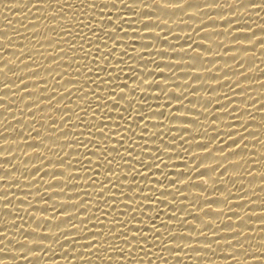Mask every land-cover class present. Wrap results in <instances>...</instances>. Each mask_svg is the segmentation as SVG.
<instances>
[{
    "label": "bare ground",
    "instance_id": "1",
    "mask_svg": "<svg viewBox=\"0 0 264 264\" xmlns=\"http://www.w3.org/2000/svg\"><path fill=\"white\" fill-rule=\"evenodd\" d=\"M127 3L133 6L128 8L120 0H42L40 4L37 0H0V68L4 69L0 72V232L6 233L0 235V264H141V257L142 264H264V0ZM180 3L181 8L164 7ZM79 20L88 26L82 28ZM92 28H97L101 37V55L116 48L107 59L95 64V47L91 55H84L88 43L83 37L98 40ZM106 33L116 40L108 39ZM105 40L108 48L104 47ZM125 51L128 55L121 56ZM117 60L122 62L118 64ZM125 83L128 87L121 93ZM82 86L92 102L87 115L80 111L88 104L80 97L78 89ZM110 90L117 97L125 96L118 107L112 106ZM104 100L109 101L107 106L97 107ZM74 113L83 117V125ZM185 117L190 122L186 123ZM102 121L109 125L104 131L111 140H101L97 129ZM154 124L159 126L154 128ZM145 125L148 130L141 141ZM77 133H83L80 140L85 143L91 133L92 143L77 142ZM121 139L124 147L117 143ZM145 143L147 148L141 152ZM96 145L101 149L115 147L128 162L111 152L109 158L116 161L111 165L115 174L108 172L109 165L103 159L98 161L101 151ZM127 147L134 149H129L131 155L125 151ZM86 152L95 153L90 155L92 166L81 167L77 161ZM153 155L163 162L159 168L148 170V179L143 178L145 168L138 161L150 164ZM98 162L96 175L92 168ZM106 178L111 183L105 185L101 198L100 182ZM170 180L177 184L172 185ZM160 181L163 184H158ZM136 185L144 188L143 194ZM165 190L175 201L171 195L159 196ZM142 195L172 203L141 200ZM125 196L130 198L126 200ZM141 203L142 212L137 211ZM149 206L160 209L157 227L162 222L170 227L161 229L157 234L161 238L171 230L185 234L192 231L195 237L197 229L207 231L208 236L195 240L169 237L182 245L183 241L200 244L193 243L192 249H162L159 256L134 248L131 259L117 257L121 253H115L114 248L108 254L103 249H86L100 242L101 233L109 236L120 212L126 213L120 218L128 221V228L150 227L147 217L156 216V212ZM173 207L176 216L187 219L186 224L169 219ZM105 212L110 215L105 216ZM66 214L74 217L64 219ZM192 214L199 220L192 219ZM132 215L137 220H131ZM46 216L57 219L45 221ZM13 220L15 224L11 225ZM207 223L212 226L204 228ZM73 224L77 227H70ZM236 224L249 236L232 245L214 243L231 239L226 228ZM35 227L40 228L38 232L48 228L52 232L66 231L54 237L38 236L30 232ZM213 232L220 236L212 237ZM26 238L43 239L45 246H52L19 243ZM91 239L97 241L87 244ZM108 241L123 246L122 241L110 236ZM204 243H213L215 251L203 248ZM241 243L247 251H233ZM170 246L175 245L170 242ZM158 250L153 248L152 252ZM231 252L239 257L231 259ZM105 255H112V259H103Z\"/></svg>",
    "mask_w": 264,
    "mask_h": 264
},
{
    "label": "snow or ice",
    "instance_id": "2",
    "mask_svg": "<svg viewBox=\"0 0 264 264\" xmlns=\"http://www.w3.org/2000/svg\"><path fill=\"white\" fill-rule=\"evenodd\" d=\"M81 2L83 3V0H81ZM155 2L159 3V0H155ZM37 3L38 4L42 3V0H37ZM57 3H60V0H57ZM120 3L125 4L128 8H131L133 6V4H128L127 3V0H120ZM113 5H115L114 2H113ZM253 5L255 6V3H253ZM92 6L95 7V5H92ZM69 7H71V5H69ZM164 7H168V8H181V7H183V3H180V4H167V5H164ZM52 15H55V13H52ZM78 23H80V25H81L82 28L88 26V25L84 24L83 20H79ZM63 30L64 31H68L67 29H63ZM117 30H119V29H117ZM91 32H92L93 35L98 36V40L97 41H92V40H90L87 37V35H85L83 37V39L87 40V43H88V52L84 53V55L85 56L91 55V50H92L93 47H95L96 53L98 54V55L94 56L93 59H92V63L95 64L96 61L99 60V59H107V57L111 53H114L116 51V48L115 47H112L107 52H104L101 55L100 54V47H99V43H98V41H99V39H101V37H99V35H98V29L97 28H92L91 29ZM106 34L108 36V39H112L114 41L116 40V37L113 36V35H111V33H106ZM77 35H79V33H77ZM73 45H74V43H73ZM104 47L105 48H108V45H107V41L106 40L104 42ZM209 48H211V46H209ZM22 49L23 48H21V50ZM83 50H84V44H81L80 45V51L83 52ZM21 53H23V51H21ZM120 55L121 56H127L128 55V52L125 51V52L121 53ZM121 62H122V60H117V63L118 64L121 63ZM11 63H15V62L13 61ZM157 67L159 68L161 66H157ZM2 71H4V69L3 68H0V72H2ZM34 71H36V70L33 69L32 72H34ZM91 71H92V69H89V73H91ZM14 75H16V74H14ZM97 78H99V77H97ZM116 79L118 80L119 77L117 76ZM146 79L147 78L145 77V80ZM144 82L145 81H141L140 83L142 84ZM21 83L24 84V80H22ZM153 83H155V82H153ZM9 86H11V85L5 84V87H9ZM137 86H139V85H137ZM152 86H153V84H149V87H152ZM155 86H160V85L159 84H155ZM16 87H19V85L17 84ZM98 87H99V85H98ZM127 87H128V85L126 83L123 84L121 86V93L123 92V89L124 88H127ZM156 88H159V87H156ZM26 89L27 88H25L23 90H26ZM78 91L80 93V97H82L84 100L88 101L87 107L80 109V111L84 112V114L87 115L89 109L92 108L91 99H90V97H89L88 94L85 95L86 93L84 92L83 86L80 89H78ZM161 91L162 92H165L166 90L165 89H161ZM60 95H61V97H63V93H61ZM91 95L92 96H95L96 93L93 92ZM133 95H135V91L134 90H133ZM175 96L176 95L173 94V98ZM109 98L113 102L112 106L113 107H118L119 106V101L120 100H124L125 99V96L123 94H120L117 97L116 92L110 90V92H109ZM0 99H3V97H0ZM97 99L100 100V99H103V98L102 97H98ZM156 99L159 100V97H156ZM49 100H51V99H49ZM108 102H109L108 100H104V103L103 104H99L98 103L97 104V107H101V108L102 107H106L107 104H108ZM131 106H132V104L129 103L128 104V107L131 108ZM157 107H158V105H157ZM140 110L143 111L142 108ZM177 111H179V109H177ZM74 114L77 116V119L80 121V125H83L84 124L83 117H81L79 115V113H74ZM153 114L155 115L156 113H153ZM159 115L160 116H163L164 113L163 112H160ZM94 119H95V114L93 116V120ZM121 119H124V117L121 116ZM139 119L140 120H143L144 117L143 116H139ZM172 119H177V117L173 116ZM184 120H185L186 123L190 122V121H187V118L186 117L184 118ZM65 123H67V121H65ZM80 125H74V126H80ZM90 126L91 125H89V127ZM158 126L159 125H155V124L152 125V127H154V128L155 127H158ZM108 127H109V125L107 124V122L102 121L99 124V127L97 129L100 132L101 140H103V141H108V140H111L112 139V137L110 135H108V133H106L104 131V129H106ZM117 128H119V125H117ZM125 130L131 131L130 128H126ZM147 130H148V126L145 125V127L142 129L141 135L139 136V139L141 141L144 140L143 133L144 132H147ZM170 131H172V129H170ZM185 131H186V129H185ZM65 135H67V134H65ZM81 135H83V133H77L76 134V140H77V142H80L82 145L83 144H87V143H92V140H91V135L92 134L91 133H89V137L90 138L87 141V143H85V141H81L80 140V136ZM133 135L135 136V132H133ZM153 138L154 139L157 138L155 134H153ZM117 143H119L121 145V147H124V141H123V139L118 140ZM95 147L101 151V157L98 158V161H99V159H103L105 161V163L107 165H109V167L107 168V171L110 172V173L115 174L114 173V170H113V167H111V165H113L114 163H116V161L114 159H112V158H109V153L116 152V154L118 156H120V159L121 160H123L125 163L128 162L127 159L123 155H121L120 152H119V150L116 149L115 147L103 148V149H101V146L100 145H96ZM146 148H147V144L145 143L144 146H143V148L141 149V152H143ZM129 149H132V151L134 149L131 148V147L125 148V151L128 152L129 155H131L132 151H129ZM153 151L156 152V153H159V149H154ZM221 152H223V151H221ZM94 154H95L94 152H86V153H84V157L81 160L77 161V163H79L81 165V167L92 166V161L90 159V155H94ZM140 155H141V153L138 152L137 153V157H139ZM85 158H87V164L84 163V159ZM133 159H136V157H133ZM150 159L152 160V163L147 164V165L144 164L143 160H139L138 161L141 164V166L143 168H145V172L142 174L143 175V178L144 177H147V179H148V170H150L153 167L159 168V164L163 162L162 160H160V158H159L158 155H153V156L150 157ZM157 161H159V162H157ZM166 166L167 165L165 164V167ZM99 167H100V164L98 162L95 165V167L92 168L93 171H96V175H99V172L97 171L99 169ZM197 168H199V165L197 166ZM225 171H227V169H225ZM137 174L140 175V173H137ZM59 175H63V173H61ZM199 176H204V175H199ZM87 179H91V182L93 184L97 183V181L94 178H92V177H87ZM124 179H127V176H125ZM165 179L166 180L168 179V176L167 175H165ZM105 181H107V183H105ZM105 181L100 182V189H101V191L99 192V195H100L101 198L104 197L103 189H104L105 185L108 184V183H111V181L108 180L107 178L105 179ZM132 181L135 182V176L132 177ZM170 182L174 186L177 184V181L176 180H170ZM158 184H163V181H160V183H158ZM193 185H195V184H193ZM136 187L139 188L138 185H136ZM153 189H155V188H153ZM132 190H133V188L130 185L128 191L131 192ZM156 191H157V189H155V192ZM139 192L141 194H143L144 193V188H139ZM155 192H153V193H155ZM180 192H183V191H180ZM86 195H87V193H86ZM169 195L172 196V201H175L176 198H173L172 193L169 192V191H167V190L160 192V195L159 196L167 197ZM229 195H231V193H229ZM150 197H153V198H150ZM129 198L130 197L125 196V199L126 200L129 199ZM183 198L184 199H187V196H184ZM4 199H8V197L7 196H4ZM153 199L157 200L159 203L164 202V203H168L169 205H171V203H172V201L160 200L159 197H157V196H147V195H142L141 196V200H153ZM225 199L227 201V198H225ZM70 200H73L74 201L75 198L74 199H70ZM205 202L206 203H211V201H209L207 199H206ZM106 203H107V201H106ZM135 203H136V200H135V198H133V204H135ZM73 205H78V202L77 203H74ZM125 208H128V205L127 204H125ZM149 209L156 212V216H154V217H151V216L150 217H147V219L150 221V227H131V228H128L127 227L128 226V221L127 220H123V219L120 218V217H123L124 215H126V213H124V212H120L119 216H117L119 218L114 220L113 227L115 228V231L112 230L113 227L110 228L109 229V236L113 240L122 241L123 242V246H121L120 244L113 245V243H111V242L108 241L109 236H105L103 233H101L100 234L101 235L100 242L93 245V241H97V240L91 239L87 244L93 245V246L92 247H88L86 249H92L93 247L96 248L97 250L103 249L104 250L103 253L108 254L109 249H113L114 248L116 250L115 253H121V255H117V257H123L125 259H131V258H134V257H132L130 255V253L132 252V250L134 248L138 249L139 250L138 252L143 251L146 254H152V255L159 256V255H161L162 249H169V248H172V249L183 248V249H185V246H187L188 248L192 249V248H195V247H192L193 243L200 244V243H197V242L183 241V240H181V241L184 242L183 245H182L181 243H177V242H175L173 240H169V237H176V236H180V237H184V236L193 237L191 235L192 231H189L187 234H185L183 232L176 233L173 230H171V231H167V235H164L163 238H161L160 235H157L158 233H161V229H166L167 230L166 226L168 228H170V227L166 224V222H162L160 224V226L157 227L156 221H157V219H159V216L161 215L160 209L159 208L151 209L150 206H149ZM54 210L55 209L53 208V211ZM97 211H99V208H97ZM113 211H115L114 208H113ZM129 211H131V209ZM137 211H141V212L143 211V205H142V203L138 206ZM184 211H187V209L185 208ZM229 211H231V210H229ZM61 213L62 214L63 213H66V210L63 211V212H61ZM172 213H173V215H170L169 216V219L170 220L171 219H178L180 222L182 221L184 224L187 223V219L185 217H178V216L175 215V213H176V208L175 207L172 208ZM189 213L190 212H188V215H189ZM104 215L105 216H109L110 214H109V212H105ZM69 217H74V215H72V214H66L64 219H67ZM55 219H57V217H53V216L52 217H47L46 216V217L43 218V220H45V221H53V222H54ZM130 219L135 221V220H137V217L135 215H132L130 217ZM192 219L199 220V216L192 214ZM240 220L243 221V218L241 217ZM124 222H126V224ZM137 222L139 224H143V220H139ZM12 224H15V220L12 221L11 225ZM93 225H96V224H93ZM100 225H101V227H103V220H100ZM117 225H120V226L117 228L116 227ZM206 226H212V224L211 223H207V224L204 225V228ZM70 227L76 228L77 225L73 224V225H70ZM19 228H24V226L23 225H20ZM93 228H95V227H93ZM126 228H127V230H125ZM37 229H40V228L39 227H35L30 232L35 233L38 236H53L54 237L59 232L66 231V230H63V231L52 232L51 231L52 228H48L44 232H42V231H39L38 232ZM60 229L61 228H57V230H60ZM194 229H196V228L194 227ZM226 229L229 230V234H226V235L231 236V239L215 240L214 241L215 244H218L219 245V244L222 243V244L232 245L234 243V241L241 239V237L249 236L245 232H243V231L240 230L241 227H239L238 224H236L233 227L226 228ZM17 230H19V229H17ZM117 231L119 232L118 235H116V232ZM121 233H126V234L121 235ZM195 233H196V235H195V237H193L194 240H195L196 237H199V236H208L207 235V231H200V230L198 231L196 229ZM233 233H236L238 235H232ZM0 235H6V233L0 232ZM95 235H96V233L93 235V237H95ZM216 236H220V235H218L216 232H213V236L212 237H216ZM157 241H159V244L157 243ZM165 241H167V243H165ZM0 242H2V241H0ZM170 242H171V244H174L175 246L174 247L170 246ZM19 243H27L28 245H43L44 247H51L52 246L50 243H47V246H45V240H43V239H28V238H26L23 241H19ZM245 243H248V241H245ZM143 245H147V247L145 248V247H143ZM150 245H151V247H150ZM201 245L205 249H211V250L215 251V249L213 248V243H204V244H201ZM161 246H162V248H161ZM153 248H158L160 250L156 251V253H153L152 252V249ZM236 250H245V251H247L244 248V244L243 243H241L237 247L233 248V251H236ZM37 252L38 251H32L31 253H37ZM178 252H180V251H174L172 253H178ZM229 257L231 259H236L237 257H239V255L232 256V252H231L229 254ZM22 258L27 259V257H22ZM97 258L99 259V258H102V257L100 256V257H97ZM103 259H105V260H111L112 259V255H105L103 257ZM140 259H141V264H142L143 257H141ZM161 259L164 260L166 258L164 256H162Z\"/></svg>",
    "mask_w": 264,
    "mask_h": 264
}]
</instances>
